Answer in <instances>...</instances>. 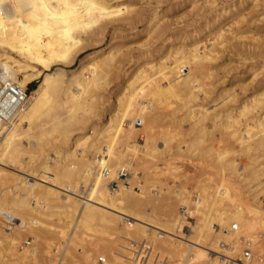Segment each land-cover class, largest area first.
<instances>
[{
  "label": "bare ground",
  "instance_id": "6f19581e",
  "mask_svg": "<svg viewBox=\"0 0 264 264\" xmlns=\"http://www.w3.org/2000/svg\"><path fill=\"white\" fill-rule=\"evenodd\" d=\"M134 1L136 0H0L1 76L26 91L42 71L53 72L56 68L53 73L43 76L39 86L28 93L27 100L0 125V219H4L0 223L6 226L0 231V252L1 249L9 251L16 249L17 241L13 238L15 228L27 231L30 228L42 227L48 232H55L46 222L47 218L56 215L57 224L62 222L70 227L71 221L77 223H74L73 229L70 228L71 231L67 230L66 233L59 231L69 235V243L66 244H71L75 238L78 239L82 235L99 237L105 228L131 239H150L157 247L167 248L180 257L184 256L183 264H222L213 252H219L223 243H232L236 249H239L242 243L254 241L260 236L264 237V199H262L264 165L260 152L252 153L264 151V120L257 122L255 119H250L247 122L254 123L253 127L243 131L239 118L233 117V109L217 108V111L213 109L212 114L205 107L206 105L199 103L200 93L207 99L206 95L210 91L205 81L211 77L212 72L208 71L204 64L218 60V51L226 47V42L230 40L220 21H216L209 31L214 32L220 41L215 39L209 43L210 45H205L203 39L198 40L197 36H192L190 42L180 44L187 50L182 52L179 45L176 47L168 45L166 40L161 47L160 57H157L159 63L149 67L151 63H144L124 75V82L118 89L113 110L103 128L93 138L86 134L69 147L72 135L67 128L72 125L78 111L86 108V97H81L82 94L105 89L108 85L107 78L116 68L111 64L113 57L118 58L121 51L116 50L117 55H114V49L117 47L109 45L104 50L90 54L74 69L64 68L71 65L83 53L86 43L82 41L81 34L88 33V30H92L89 34L94 38L99 35L103 38L110 28H114L115 31L125 27L136 29V24L142 19V15L135 10ZM250 7H256V4H253V1L247 4L246 1L240 0L222 8L217 17L231 18L235 15L246 20V11ZM231 40L238 42V45L239 42L246 45L243 37L234 36ZM12 54H16L19 59ZM149 56L151 55L148 54L147 59ZM32 70L37 72L31 73ZM164 78L170 79L166 86L162 84ZM218 96L224 97L222 100L224 107L237 101L231 88ZM146 97L151 99L148 106L145 105ZM253 99L258 102L257 95L254 94ZM165 100L170 101L163 104ZM174 103L182 104L178 106L181 107L180 110L183 107L188 108L182 120H176L174 113L166 120L165 116L161 117L153 112V114L147 113V110L149 112L170 105L173 109ZM137 109L141 114H135ZM244 110L245 113H249L248 109ZM138 118H145V121L141 122ZM212 118L215 127L226 135V140L233 138L234 142L239 143L237 144L241 146L242 152L250 161V170L246 171L241 167V170L237 171V163L232 159L231 148L226 150L224 147L214 159V162H218L220 170L222 169L218 174L219 184L213 180L205 182L207 188H215L214 192L205 190L206 192L201 194L202 201L196 198L195 202L191 203L181 189L173 191L162 188L161 191L165 194L163 198L166 201L160 199L163 203L159 205L155 202L151 191H144L141 177H138L142 173L132 169L135 156L133 153L154 155L153 159L172 155V145L177 141L178 132L176 128L175 130L163 128L169 123L181 127L182 121L186 120L191 123L192 128L188 134H185L189 135L186 137L189 139L185 140L188 144L184 140L177 144L178 152H183L186 146L189 154L201 156L198 158L203 159L205 151L199 152L198 155L196 151L199 148L197 149L193 143L197 138L204 143L206 137L211 135L205 123ZM126 120L136 126L140 120L138 129L145 131L143 135L146 138L140 140L139 144L132 140L135 134L130 136L129 128L124 129ZM47 125L50 128L48 126L47 129ZM130 126L133 128L132 125ZM55 132L62 134V142L60 140L62 145L53 146V152L50 153L47 152L46 146L51 143V136ZM94 132L96 131L93 130L92 133ZM127 136H130V139L125 141L124 148H121L119 154H114V159H108L109 150L112 148L107 141L113 138L120 144ZM213 148L209 151L212 155ZM95 150L99 152L96 153ZM93 152L96 157L92 159ZM211 153L207 156L210 157ZM99 165L102 167L101 170ZM7 168H11L14 172L8 174L10 171ZM121 171L128 172L126 182L120 179ZM231 174L239 177V179L235 178L241 181L242 185H239V182L235 184L236 179L233 180ZM80 181L83 186L79 184ZM115 183H118L117 187H114ZM87 184L92 197L88 202L81 201L79 197L82 194L81 191L78 192L80 189L86 192ZM227 184L232 187L233 192H231H235V198L237 200L239 198L238 204L240 202L242 204L236 205L237 200L230 199L229 193H224ZM221 185H224L223 190ZM222 192L224 194H221ZM227 199H229L227 202L231 200L234 206L230 203L229 207L227 205L225 208ZM178 205H180V213L182 206L187 207L193 219L192 223L186 221L185 216L179 215ZM157 210H161V216ZM50 220L53 221V218L49 219L52 223ZM189 225L192 228V235L187 239L184 236V229ZM214 225L220 226V229H215ZM258 230L260 232L255 233ZM160 233L163 235L159 236ZM115 241L109 239L98 244L99 252L106 253L112 262L118 260L117 264L147 263L150 254L149 245L143 244L147 254L140 259L135 256L133 261H126L112 253L114 246L119 243ZM119 244L120 247L123 243ZM24 245L25 243L23 245L19 243V254L23 256L27 253L24 251L26 250ZM257 253L263 256L260 252ZM29 259L31 260L32 257ZM63 260L65 258L58 260L57 264H69ZM68 262L73 263L72 260ZM0 263H6L2 254ZM85 264L97 263L88 260Z\"/></svg>",
  "mask_w": 264,
  "mask_h": 264
},
{
  "label": "rangeland",
  "instance_id": "374dc122",
  "mask_svg": "<svg viewBox=\"0 0 264 264\" xmlns=\"http://www.w3.org/2000/svg\"><path fill=\"white\" fill-rule=\"evenodd\" d=\"M237 1L240 0H136L134 1V7L136 8L135 10L140 15H142V19L136 24V29L131 30L129 27H125L118 28V30L115 31L114 28H110L107 34L105 33V36L102 35L103 38L100 35L96 36L97 38L91 36L89 32L92 30H88V33H83L84 36L81 34V39L82 41L84 40V44L86 43V48L84 49L81 56L76 59V61H74L71 65L66 66L64 69H74L82 61H85L90 54H94V52L104 50L109 47V45H114L113 47H117V49H114V55H117L116 50L118 49L121 51V54H119L120 56L118 58L113 57V55H111L114 58L113 63L111 64H113V67L116 68L112 73H110L109 77L107 78L108 85L105 87V89H102L98 92L95 90V93L92 90L90 91L91 93L88 92L86 94H82L81 97H86V108L84 110L78 111V115L76 116L72 125L67 128L71 131L72 135V140L69 147H71L78 138L83 137L86 134L91 135L93 138V136L103 128L107 117L113 110V103L117 97V94L119 93L118 89L120 85L122 84V82H124V75L129 72H132V70H134L136 67L143 65L144 63H151L148 65V67L152 64L159 63L158 58L160 57V53L162 50L161 47L166 40H168V45H172L175 47L179 45L178 47L182 52L187 51L185 48L182 47L183 43L190 42L192 36H197L196 38L198 40L203 39V43H206L205 45H210L209 43H211V41L215 39L217 41H220V39H218V36H215L214 32H209L211 31V26L216 21H220L223 23L221 26L224 32L228 34L227 36H229L228 38H230V40L226 42V47L218 51V60L214 61V63L207 62L204 64V66L206 65L205 67L208 69V71L212 72L211 77L209 79H206L205 81L210 91L208 95H206L208 96L207 99H205L204 95L200 93L199 103L206 105L205 107L208 108L210 110V113L212 112V114L214 113V111H217V108H220V110H223L224 108V110L233 109V117L239 118L240 124H242L243 131H246L248 127H253L254 123L247 122L250 119H255L257 120V122H261L262 120H264V0H244L247 2V4L248 2L252 1L253 4H256V7H250L249 9H247L246 20H244L241 16L235 17V15L231 16V18L224 17L218 19L217 15L219 14L222 8L230 6L232 3H236ZM234 36L238 38L243 37V39L246 41L245 44L248 46L240 42L238 45V42L232 41L231 39H233ZM112 40L114 41L112 42ZM181 43L182 45H180ZM148 54H150L151 56H149L147 59ZM12 56H14L16 59H19L16 54H12ZM33 72H37V70H32L31 73ZM53 72L42 71V74H40L39 77L28 86L29 93H31L35 88L39 86V84L44 78V75L46 76L47 73ZM169 78H167L168 80H166V78L162 80V84H164V86L169 83ZM230 88L233 89L237 101L232 102L228 104V106L226 105V107H224L225 105L222 104V100L224 97L220 98L218 95L221 96V93ZM252 94L257 95L258 102H255V98L254 101ZM147 98L148 97H146V106H148V102H151V99L148 98V101ZM167 101L165 100L163 104L168 103L170 100L168 102ZM174 104L173 109H171L172 106L170 105L165 108H155V110H149V112L147 110V113L151 114L153 112L154 114L161 115V117L165 116V120L171 118V114L173 115L174 113L175 117L177 118L176 120H182L186 116L188 108H184L182 106L184 109L182 108L180 110L181 107L178 108V106H181L182 104ZM242 106H245V108L248 109L249 113H245V108L243 109ZM213 109L215 110L213 111ZM140 112L141 111H138L137 109L135 114H141ZM213 119L214 118L205 123L207 130L211 131V135L206 137L204 143H201V141L198 140L199 138L195 139L193 143L197 149L199 148L196 151L198 155L199 152L203 153L202 151H205L206 156L204 155V157H206V159L204 157L203 159H199L201 156L199 157L197 155L194 156L192 154H189L186 146L183 148V152H178L177 144H180L181 140L185 141L189 139L186 138L189 135L186 136L185 134H188L190 129L192 128L191 123L186 120L182 121L181 127H175L174 125H172V123L167 124L166 127L163 126L164 128L162 127L163 129L171 128V130H175L176 128V131L178 132L176 139L177 141L172 145V155H163V157L160 156L159 158L153 159L154 155H136V153H133L135 156L133 160L132 169L134 168V171H136L137 169L136 172L142 173V175H139L138 177H141V180L144 185V191H151V195L155 199V202L159 203V205L160 203H163V201H166L164 200L165 198H163L165 194L161 191L162 188L163 190L172 189L173 191L181 189L185 193V195H187V198L191 203L195 202V194H198V198L202 201L201 194L205 193L206 191L212 190L214 192L215 188H207L205 186V182L213 180L216 182V184H219L220 177L218 174L220 171H222V169L220 170L218 162L215 161L217 163L216 164L214 162V159H216V157L221 153V151H223L222 149L224 147H226V150H228V148H231L230 150H232V159H234V161H236L235 163H237V171L241 170V167H244L246 171L250 170V161L248 157L242 152V148H240L241 146L238 145L239 143L234 142L235 140L233 138H231L232 140H230V138L229 140H226V135H224L222 131L218 130L215 127ZM143 120L145 121V118L141 119V122ZM138 121L141 124L140 120ZM139 123H137L138 125L136 126L134 125V123L131 124V122L126 120V126L124 127V129L129 128L130 136L135 134L132 140H134L137 144H139V141H142L145 137V135H143L145 131L138 129ZM130 125H132L134 129L131 128ZM48 126L49 125H47L46 127L47 129ZM134 126L137 128H135ZM93 130L96 131L94 132V134L92 133ZM134 130L135 132H133ZM130 136H127L122 139L120 144H118L119 141L117 142L116 139L114 141L113 138L107 141L108 145L113 149L109 150L110 154H108V159L112 160L114 159V154H119L118 152H120L121 148H124V146L126 145L125 141H129L128 138L130 139ZM51 138V143L46 146V148L48 149L47 152L50 153L53 152V146L62 145V143H60V140L62 139V134L58 132L56 134L55 132L53 133ZM185 142H187L188 144V141ZM210 147H214L213 155L211 152H209L211 149ZM208 148L210 149L208 150ZM207 150L208 153H211L210 157L207 156ZM94 152L97 153L99 152V150H95ZM94 152L92 153V159L96 157ZM258 152H260L259 155H261L260 157L262 165H264V151H253L252 153ZM78 153H75V155H78ZM51 157L55 158L54 155H51ZM211 157L213 158V160ZM205 160L207 161L205 162ZM101 168L102 167H100L99 165L100 170ZM7 169L10 171L8 172V174L14 172L13 170H11V168ZM238 173L240 174V172ZM238 173L237 176L239 175ZM234 175L235 174H231L233 180H237H235L236 184L237 182H239V177ZM235 177H237L238 179ZM239 183V185H242L241 181ZM79 184H82L83 186L82 181H80ZM88 184L85 186L87 187L85 188L86 192H84L83 189L78 190V192L81 191L80 193L82 194L81 196V194L79 193V195L81 196L79 197V199L81 201L86 200L88 202L92 199V197L90 196L91 191L89 194ZM225 186L228 192L226 191L224 185H221L222 190L224 187V193H229L230 199L235 198V192L232 193L233 189L230 184H227ZM242 189L243 191H245L243 186ZM157 192H159V194H157ZM224 193L222 192L221 194ZM231 193L233 195H231ZM160 199L163 201H161ZM262 199H264V197ZM227 201H229V199L225 201V208L230 203L231 206H234L232 205L231 200L229 203ZM238 201L239 198L237 200L236 205H240L241 202L238 204ZM33 205H36L35 201L33 202ZM150 207L149 208L152 209V206ZM179 207L180 205H178L177 207L178 213L180 215L181 213L179 211ZM157 213L159 214V216H161L160 214L162 212L161 210H157ZM54 217H52L53 221L50 220L52 221V223L49 222V219L52 218H47L48 221L46 222L51 225L49 226V228L51 227L55 230V232L53 233L46 231L42 227L40 229L30 228L29 230L27 229V231H23V229L20 228H15V230L13 231V238L15 239V241H17L16 249L14 251L1 249L2 251L0 252V255H3L4 261L6 262L5 264H57L58 260L62 258H65L63 262L69 264L70 262L68 261L70 260H72L74 264H85V262L88 260L100 264L98 263V260L100 258H105L107 260L104 264H117L118 260L112 262V259L106 253H104L103 251L99 252L98 244H101L105 242V240L109 239L113 241L116 240V243L118 241L119 243H123L120 247L118 246L119 243H117V245L114 246V248L112 249V253L117 255L118 258H121L122 260L133 261L135 256H138V258L140 259L142 256H144H141V253H143L141 252V249L144 246L143 244H145L147 246L149 245L150 247V254L147 257V263L145 264H183L184 256L180 257L179 255L172 253V251L167 248L157 247L150 239H131L127 236H124L123 234L122 236L121 234L117 235L113 233V231L109 229L106 230L105 228V230L103 229V233L99 237H93V235H89L90 237L88 235H82V238L80 237L81 239L75 238V241H73L71 244H66L69 243V235L60 233L59 231H64L65 233L67 232V230L71 231L73 229L74 223H77L71 221L72 224L70 227H68L62 222L57 224V215ZM1 221H4V219L1 218L0 222ZM2 224L4 225V223ZM2 224L0 223V231H2L4 227H6ZM48 224H46L47 227ZM190 226L191 225H189V227H185L184 229V236L187 239L190 235H192V228ZM258 232H260V230L256 231L255 233ZM161 235H163V233L159 234V236ZM101 238L104 240H102ZM25 240L32 242L31 248L25 247L26 250L24 251H27V253L24 256L26 257H24L22 254H19V243L23 245L25 243ZM121 243L119 245H121ZM129 243L130 245H128ZM253 243L255 245L257 244L255 250L257 252H260V254H263L264 256V239L256 238ZM64 245H70L68 249V246H66L67 252L64 250ZM121 247L124 249H122ZM63 250L66 252V254ZM7 257H9V259H7ZM20 257L22 259H20ZM31 257L32 259L30 260L29 258Z\"/></svg>",
  "mask_w": 264,
  "mask_h": 264
},
{
  "label": "built area",
  "instance_id": "2783aa9c",
  "mask_svg": "<svg viewBox=\"0 0 264 264\" xmlns=\"http://www.w3.org/2000/svg\"><path fill=\"white\" fill-rule=\"evenodd\" d=\"M1 74H2V66L0 64V125L3 122V120H6L7 117L13 114V112L16 110L17 107H19L27 100L29 93L28 89L24 91L18 85L12 83L11 80L4 79L1 76ZM5 100L8 101L6 107L4 106ZM127 175H128L127 171L125 172L121 171L120 173L121 181L126 182L128 178ZM117 186L118 183H115L114 187ZM198 196H199L198 194H195L194 198H197V200H199ZM181 215L185 216L188 222L193 221L190 212L188 211L186 206L181 207ZM214 228L220 229V226L214 225ZM259 239H264V237L260 236ZM24 246L31 248L32 242L26 241ZM145 250L146 247H143L141 249V252H143L141 253V256L147 254V251L145 252ZM213 254L217 256L220 259V261H222V264H264V257L260 256L257 253L253 241L242 243V247H240L239 249H236L232 243L230 244L223 243L222 248H220V251L217 253L213 252ZM98 262L103 264L105 260L103 258H100Z\"/></svg>",
  "mask_w": 264,
  "mask_h": 264
},
{
  "label": "snow or ice",
  "instance_id": "6c2138e0",
  "mask_svg": "<svg viewBox=\"0 0 264 264\" xmlns=\"http://www.w3.org/2000/svg\"><path fill=\"white\" fill-rule=\"evenodd\" d=\"M7 104H8V101H7V100H5V101H4V106L6 107V106H7Z\"/></svg>",
  "mask_w": 264,
  "mask_h": 264
}]
</instances>
